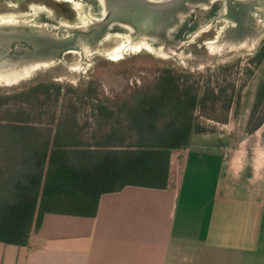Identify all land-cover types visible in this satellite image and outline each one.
I'll use <instances>...</instances> for the list:
<instances>
[{"label": "rangeland", "instance_id": "374dc122", "mask_svg": "<svg viewBox=\"0 0 264 264\" xmlns=\"http://www.w3.org/2000/svg\"><path fill=\"white\" fill-rule=\"evenodd\" d=\"M0 18L18 22L0 24V95L40 82L62 86L58 99L28 106L43 125L74 111L90 138L99 127L97 104L118 110L155 91L164 69L172 68L201 87L241 90L239 109L228 111L221 101L196 114L210 130L230 132L247 158L264 152V125L247 130L263 80L251 58L264 43V0H0ZM12 55L45 62L24 70ZM225 225V241L264 246V224L258 242L239 214Z\"/></svg>", "mask_w": 264, "mask_h": 264}, {"label": "trees", "instance_id": "16d2710c", "mask_svg": "<svg viewBox=\"0 0 264 264\" xmlns=\"http://www.w3.org/2000/svg\"><path fill=\"white\" fill-rule=\"evenodd\" d=\"M251 62L263 74L247 124L252 134L264 125V43ZM191 77L165 68L155 91L118 110L97 104L99 127L90 138L74 111L43 125L28 109L58 99L62 86L55 82L1 94L0 246H30L48 213L95 217L103 194L127 186L170 188L172 152L188 147L194 134L211 131L197 111L221 101L228 111L242 106V91L233 84L228 94L229 87H201ZM13 101L20 103L15 109Z\"/></svg>", "mask_w": 264, "mask_h": 264}, {"label": "crops", "instance_id": "0c3cea01", "mask_svg": "<svg viewBox=\"0 0 264 264\" xmlns=\"http://www.w3.org/2000/svg\"><path fill=\"white\" fill-rule=\"evenodd\" d=\"M245 155L230 132L194 134L170 188L103 194L95 217L48 213L30 246L1 244L0 264H264V246L223 239L232 213L254 241L264 224V152Z\"/></svg>", "mask_w": 264, "mask_h": 264}, {"label": "bare ground", "instance_id": "6f19581e", "mask_svg": "<svg viewBox=\"0 0 264 264\" xmlns=\"http://www.w3.org/2000/svg\"><path fill=\"white\" fill-rule=\"evenodd\" d=\"M11 23L15 24V23H18V22H17L16 20H6V21H2V19L0 18V24H11ZM107 40H108V39H107ZM107 40H106V41H107ZM141 46H143V45H141ZM149 47H154V46L151 45V46H149ZM39 59H40V58L25 61V60H21V59L19 58L18 61H15V64L17 65V64H19V63H22L21 65L23 66L24 70L30 67V69H28V70H30V71H34L35 69H39V68L35 67L36 65L45 62V61H43V60L40 61ZM3 65H4V64H1V66H3ZM6 66H11V67H12L13 64L9 63V64H7ZM30 75H31V74H30Z\"/></svg>", "mask_w": 264, "mask_h": 264}, {"label": "water", "instance_id": "95a60500", "mask_svg": "<svg viewBox=\"0 0 264 264\" xmlns=\"http://www.w3.org/2000/svg\"><path fill=\"white\" fill-rule=\"evenodd\" d=\"M45 58H47V57H45ZM16 59H17V57L16 58L14 57L13 61H17L19 58L17 60Z\"/></svg>", "mask_w": 264, "mask_h": 264}, {"label": "flooded vegetation", "instance_id": "af4514ba", "mask_svg": "<svg viewBox=\"0 0 264 264\" xmlns=\"http://www.w3.org/2000/svg\"><path fill=\"white\" fill-rule=\"evenodd\" d=\"M13 57H14V56L12 55V57H11V58L13 59ZM46 57H48V55H47ZM18 60H19V59H18ZM18 60H17V61H18Z\"/></svg>", "mask_w": 264, "mask_h": 264}]
</instances>
